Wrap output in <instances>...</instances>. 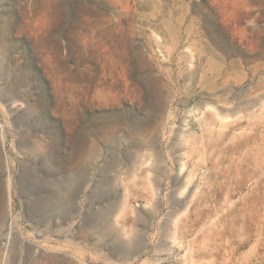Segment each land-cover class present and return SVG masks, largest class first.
Here are the masks:
<instances>
[{"label": "rangeland", "instance_id": "1", "mask_svg": "<svg viewBox=\"0 0 264 264\" xmlns=\"http://www.w3.org/2000/svg\"><path fill=\"white\" fill-rule=\"evenodd\" d=\"M260 118L264 0H0V264H264Z\"/></svg>", "mask_w": 264, "mask_h": 264}, {"label": "bare ground", "instance_id": "2", "mask_svg": "<svg viewBox=\"0 0 264 264\" xmlns=\"http://www.w3.org/2000/svg\"><path fill=\"white\" fill-rule=\"evenodd\" d=\"M206 117H207V116H206ZM211 117H212V116H211ZM211 119H212V118H211ZM260 119L264 120L263 118H260ZM211 121H212V120H211ZM211 121H210V122H211ZM215 121H216V120H215ZM215 121H214V122H215ZM212 122H213V121H212ZM212 122H211V123H212ZM214 122H213V123H214ZM213 123H212L211 125H213ZM207 132H208V131H207ZM205 133H206V132H205ZM209 133H210V132H209ZM208 135H209V134H208ZM206 136H207V135H206ZM202 137H204V135H202ZM210 137H211V136H210ZM204 138H205V137H204ZM212 138H213V137H212ZM212 138H211V139H212ZM206 141H207V140H206ZM210 141H211V140H210ZM210 141H208V142L211 143ZM206 143H207V142H206ZM209 143H207V144L209 145ZM203 145H204V143H203ZM208 145H207V146H208ZM200 146H201V145H200ZM202 147H203V146H202ZM204 150H205V148H204ZM2 214H3V208L1 207V208H0V216H1V217H2Z\"/></svg>", "mask_w": 264, "mask_h": 264}]
</instances>
